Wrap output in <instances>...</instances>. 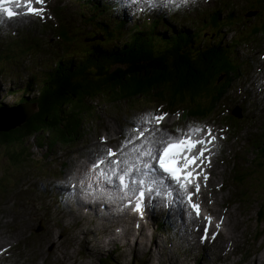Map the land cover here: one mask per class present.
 I'll use <instances>...</instances> for the list:
<instances>
[{
    "label": "trees",
    "instance_id": "obj_1",
    "mask_svg": "<svg viewBox=\"0 0 264 264\" xmlns=\"http://www.w3.org/2000/svg\"><path fill=\"white\" fill-rule=\"evenodd\" d=\"M190 40L189 37L182 43L179 42L180 44L166 45V50H162L161 54H154V50L146 45L135 46L134 50L126 52H119V49L110 50L111 52L102 50L94 52L90 60L74 71H70L68 67L59 68L37 85L39 88L34 92L36 96L31 99L20 96L18 103L37 105L36 111L16 128L20 134L15 142H21L30 136L42 139L45 135L56 142H64L72 137V131L78 126L80 113L88 109V101L101 93L120 96L138 92L147 86H171L170 89L176 95H183V91L198 87L207 81L209 75L218 71L225 61L221 51L214 47L203 49L191 59V49L186 48L192 46L187 44ZM77 62L80 63L81 60ZM35 80L30 78L18 86L30 91ZM163 84L166 86H162ZM8 135H1L0 146L9 145L12 141V136ZM258 161L259 166L261 162L264 163L263 160ZM250 176L251 187H255L260 169Z\"/></svg>",
    "mask_w": 264,
    "mask_h": 264
},
{
    "label": "snow or ice",
    "instance_id": "obj_2",
    "mask_svg": "<svg viewBox=\"0 0 264 264\" xmlns=\"http://www.w3.org/2000/svg\"><path fill=\"white\" fill-rule=\"evenodd\" d=\"M34 4L42 5L44 0H0V20L20 15H42L44 9L34 7ZM20 9L25 10L18 11ZM166 116L167 113L159 110L145 112L125 135L119 150L102 149L86 174L88 187L95 186L104 194V186L118 185L123 197H135L137 211L141 210L144 199L153 194L167 197L171 203L175 191L180 202L190 205L199 217L200 206L193 203L192 198L200 191V176L208 179L203 165L205 161L210 164L206 153L212 152L210 145H215L218 137L212 128L192 123L186 130L177 128L175 135H162L160 125ZM105 141L106 138L102 137L101 143ZM192 187L195 193L189 191ZM209 227V224L205 225L202 241L208 238Z\"/></svg>",
    "mask_w": 264,
    "mask_h": 264
},
{
    "label": "rangeland",
    "instance_id": "obj_3",
    "mask_svg": "<svg viewBox=\"0 0 264 264\" xmlns=\"http://www.w3.org/2000/svg\"><path fill=\"white\" fill-rule=\"evenodd\" d=\"M11 25L12 24H8ZM111 27V26H109ZM141 46H145V45H137V47H141ZM136 47V50H138ZM135 46L131 47L129 50H134ZM154 54H158L157 51L153 52ZM8 83H10V81L6 82L1 88L0 92L2 95L0 97V100L2 101V103H6V104H14L17 99L20 97L19 94H21V91L19 92V89L21 88H17L14 87L13 92H15L13 95H8L7 94V88L6 85H8ZM162 86H166L165 84H163ZM39 86L34 85L32 87L33 92H35L36 89H38ZM32 96V94L30 95V97ZM140 97V96H137ZM98 100V99H97ZM139 103H137L139 105V109H144L145 106L147 105V102H144V100L141 98L138 101ZM114 111V110H112ZM110 113V112H109ZM95 118L90 120L86 119L83 121V128L81 127V130L83 132H85L83 135H85V137H81L80 140V144L85 143V142H89V141H93L94 138L91 137V135L94 137V133L95 132V127H96V119L100 118V120H102V122L106 123L105 120V116L106 113L104 112V107L102 106L101 109H98L95 107ZM24 124V123H23ZM22 125V124H21ZM20 125V126H21ZM19 127V126H18ZM16 127V128H18ZM16 128L8 130V131H2L0 132V139L2 138V134L4 135H8V136H12V141L9 142V145H2L0 146V179L1 178H6V183L3 184V189L0 191V200L2 199L3 195H7V188H14L16 186L21 185L22 180L27 178L29 176V174L31 173H35V172H39L42 171L43 166H41L40 168L36 169L33 172H29L30 167H32L33 165H41V163L46 164L47 160L45 159V162H42V156L45 154V156H47V158H51L53 155H55L56 157L59 155V151L62 148L59 145H55L52 148H50V152L47 151V147L46 146H42L43 144L40 142V140L38 139V137H34V136H30V137H25L24 139H22L21 142H15V140L17 139V137L20 134V131H16ZM105 128L102 129V131ZM13 132V133H12ZM99 132L97 133V136H99ZM81 136V135H79ZM88 136V137H87ZM106 138V141L104 142V144L106 143L111 144L112 142H114L115 136L112 133V131H110V137H107L104 134H101V137ZM67 138V137H66ZM77 141V140H76ZM74 140L73 145L78 146ZM21 144V146H20ZM64 144V143H62ZM37 145H39L40 147H38ZM67 145V144H66ZM65 145V146H66ZM81 155V159L82 158H87L90 157L91 153L90 150L87 149V146L85 148V150L78 152ZM60 157H64L65 161L67 160V154H61ZM83 160V159H82ZM69 164H73V160L72 161H68ZM67 162V163H68ZM74 162H76L74 160ZM264 167V166H263ZM39 170V171H38ZM22 172V175H21ZM28 174V176H26ZM21 175V177L19 178L18 176ZM49 177H41V179L38 181L39 183V190H43L46 189L47 191V187L45 186V183H48L49 181ZM71 179H67L65 181V183H62L61 185H67L70 182ZM242 183H238V192L241 193V186ZM245 194L242 195V198L244 199V201L241 199V195H235L232 199V195L229 197L232 199L233 201V206H231L230 208L233 211L239 210L240 213L242 214V222L241 225H239L240 223H237L235 225L234 228V234L232 236V238H234L235 234L239 240V244L237 249L240 251L239 254L243 255L246 252V255L244 256V260L242 262V264H251L252 261L257 262L256 264H264V244L261 245V243L264 241V215L262 214L260 217L258 215H256L257 211H258V206L260 204L259 199H262V196L264 195V171L260 172V176L259 179L257 180V185L254 187V190L256 192V194L251 195L250 190H245L243 188ZM47 193V192H46ZM259 193H262L259 195ZM48 194V193H47ZM49 195V194H48ZM252 196L253 199L250 200V202H248V197ZM252 203V204H250ZM49 212V210H48ZM50 214V212H49ZM51 216V214H50ZM68 219V218H67ZM76 222L79 221V219L75 220ZM240 220L238 219L237 222H239ZM259 221V223H258ZM81 232L83 233V231H85V226L83 221H81ZM239 225V226H238ZM261 225V226H260ZM238 226L239 230L236 231V227ZM35 227V224H34ZM39 227H42V233H48L50 230V228L52 227L50 224H46L45 226L42 225V223L40 222ZM256 228V231H255ZM261 230V231H258ZM85 233V232H84ZM66 235V233H65ZM241 237V238H240ZM47 238V236L45 237ZM44 238V240H45ZM172 239V238H171ZM244 239V240H243ZM245 241V242H244ZM52 245V244H50ZM261 245V246H260ZM112 246V245H111ZM178 246L177 242L174 241V245L173 248H176ZM259 247H260V251H259ZM134 249V248H133ZM132 250V248H131ZM130 250V251H131ZM136 251V250H135ZM162 251V249L160 250ZM209 251H206V254H208ZM138 254H142V256L144 257V251H139L136 255H134V258L132 261H135L136 263L138 262V259L140 258V256H138ZM227 256H229L228 254H226ZM142 257V258H143ZM157 257V256H156ZM141 258V259H142ZM160 258L164 259L165 261L168 260L170 262L174 263V260L171 258H166L164 255H161ZM96 260H98V257H95ZM122 260L116 259L119 261V263L121 264H135L133 262H131V259L129 258V255H127L126 257L121 258ZM139 259V260H141ZM83 260V258H82ZM147 264H155L153 262H151L150 258H146ZM206 263L211 264L212 258L210 256L206 257L205 259ZM89 264V263H87ZM104 264V263H103Z\"/></svg>",
    "mask_w": 264,
    "mask_h": 264
},
{
    "label": "bare ground",
    "instance_id": "obj_4",
    "mask_svg": "<svg viewBox=\"0 0 264 264\" xmlns=\"http://www.w3.org/2000/svg\"><path fill=\"white\" fill-rule=\"evenodd\" d=\"M180 8V7H179ZM6 19V18H5ZM217 21H218V19H217ZM224 20H222V23H224L223 22ZM11 23V21L9 20V19H6V23H4V22H2V20H0V28L1 27H3V29H4V31L6 32V28H5V26H7V27H9L8 26V24H10ZM95 24V23H94ZM104 25V24H103ZM40 27V26H39ZM104 29L106 30V31H104V32H100V30L95 26V30H96V32H97V35L100 37V35H99V33L100 34H102L103 35V33H111L112 32V34L113 33H115V34H120V33H124V32H126L127 31V29H124V28H121V29H117V28H114V27H109V26H107V25H104ZM159 30H160V28H159ZM16 31V32H15ZM15 31L13 30L12 32L13 33H17V35H18V37H19V34H20V32H19V30H17V29H15ZM41 33H43V30L41 31ZM14 38H7V40L5 41V44H7V45H10V44H13L14 43ZM116 45H117V42H115L109 49H102V50H105V51H110V50H113L114 48H116ZM98 49H100V47H98L96 50H95V52L98 50ZM53 60H55V58H53ZM10 69H13V67H9ZM11 81V80H10ZM55 82V81H54ZM1 88V87H0ZM37 105V104H36ZM39 112V111H38ZM18 127V126H17ZM20 127V126H19ZM78 172L79 173H81V175H79V174H75L73 177H80V176H82V175H86V173H85V170H78ZM84 179H85V177L84 176H82ZM68 184H73V185H75L71 180H70V182L68 183ZM46 186V185H45ZM68 186H70V185H68ZM70 188V187H67V185L65 186V185H59L58 187H57V189L58 190H60V189H62V188ZM45 190V192H46V189H44ZM50 190V189H49ZM169 190H170V188H169ZM46 195V194H45ZM98 197V196H97ZM116 204V202L114 201V202H112V204L110 205L111 207H113L114 208V205ZM168 208V207H167ZM103 211H100V206L98 207V211H97V213H98V215H101V212H103L104 213V215H105V217H111L113 220H116V215H115V212H114V210L113 209H111V208H107L106 209V212H105V210L104 209H102ZM133 210L134 211H137V210H135V207H133ZM185 210V209H184ZM155 211H156V209H155ZM137 212H140V211H137ZM243 214V213H242ZM134 216V214H132V217ZM131 220L132 218L131 217H129L128 219H125V221H128V220ZM84 223V222H83ZM84 226H85V231H83V233L84 232H86V223H84ZM131 227V224L130 223H128V225H127V229H129ZM122 231V230H121ZM122 239H120V241L121 242H123V244H126L127 245V243H128V241L127 240H125L124 239V237L127 235L126 233H125V230H123L122 232ZM150 234V237H151V239H153V236H152V234L151 233H149ZM155 240V239H154ZM154 240H151V241H154ZM110 242H114V245H116V247H118V243L115 241V240H110ZM111 245L112 246H114L112 243H111ZM131 245H132V250L129 252V258L131 259V262H133V263H135V264H138V262L136 263L135 261H132L133 260V258H134V255H136L138 252H134L135 250H136V244H135V241L134 240H132V242H131ZM140 246H141V244H140ZM97 247V246H96ZM134 248V249H133ZM140 251H142V250H140ZM158 251H160V250H158ZM158 251H154V254L153 255H155V256H157V257H160L161 255H162V253H159ZM144 257L141 259V261H143V260H145L146 258H149V256H150V254H151V252H147V251H144ZM166 258H170L169 257V255L168 254H165L164 255ZM101 263H104V262H102L100 259H98ZM152 262V261H151ZM105 264V263H104Z\"/></svg>",
    "mask_w": 264,
    "mask_h": 264
},
{
    "label": "water",
    "instance_id": "obj_5",
    "mask_svg": "<svg viewBox=\"0 0 264 264\" xmlns=\"http://www.w3.org/2000/svg\"><path fill=\"white\" fill-rule=\"evenodd\" d=\"M30 108L23 106L16 109L0 110V132L8 131L23 124L29 117Z\"/></svg>",
    "mask_w": 264,
    "mask_h": 264
}]
</instances>
